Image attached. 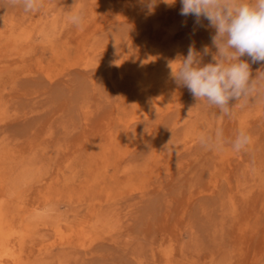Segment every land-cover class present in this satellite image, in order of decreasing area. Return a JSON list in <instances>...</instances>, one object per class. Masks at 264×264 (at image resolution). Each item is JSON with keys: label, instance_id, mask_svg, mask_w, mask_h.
<instances>
[{"label": "rangeland", "instance_id": "374dc122", "mask_svg": "<svg viewBox=\"0 0 264 264\" xmlns=\"http://www.w3.org/2000/svg\"><path fill=\"white\" fill-rule=\"evenodd\" d=\"M41 3L0 0V264H264V93L221 116L171 76L214 29L180 0Z\"/></svg>", "mask_w": 264, "mask_h": 264}, {"label": "clouds", "instance_id": "9594fccd", "mask_svg": "<svg viewBox=\"0 0 264 264\" xmlns=\"http://www.w3.org/2000/svg\"><path fill=\"white\" fill-rule=\"evenodd\" d=\"M159 0H141L149 12ZM172 5L176 0H163ZM11 6L21 4L25 12H35L42 7L41 0H7ZM180 15L193 17L194 24L214 29L212 47L205 45L202 52L189 46L187 55L180 59L179 67L171 76L178 87H185L197 101L219 110L221 116L231 117L233 109L246 103L259 93H264V0H180ZM70 23L81 27L84 14L76 12L68 17ZM211 54L212 60L203 63ZM261 64L262 70L255 77L247 60ZM235 101L234 104H230ZM199 143L209 150H223V131L214 136L201 135ZM233 151L247 150L252 137L241 130L231 142Z\"/></svg>", "mask_w": 264, "mask_h": 264}]
</instances>
